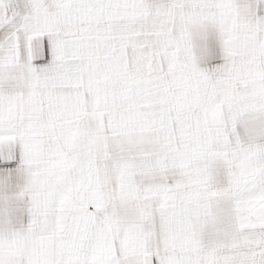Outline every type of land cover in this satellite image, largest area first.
I'll use <instances>...</instances> for the list:
<instances>
[{"label": "crops", "instance_id": "0c3cea01", "mask_svg": "<svg viewBox=\"0 0 264 264\" xmlns=\"http://www.w3.org/2000/svg\"><path fill=\"white\" fill-rule=\"evenodd\" d=\"M0 264H264V0H0Z\"/></svg>", "mask_w": 264, "mask_h": 264}]
</instances>
